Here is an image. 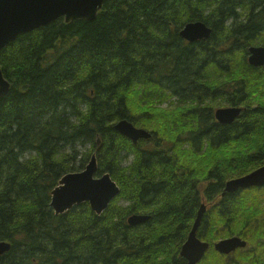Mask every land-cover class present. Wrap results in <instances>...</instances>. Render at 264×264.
Instances as JSON below:
<instances>
[{
    "label": "trees",
    "instance_id": "1",
    "mask_svg": "<svg viewBox=\"0 0 264 264\" xmlns=\"http://www.w3.org/2000/svg\"><path fill=\"white\" fill-rule=\"evenodd\" d=\"M191 22L209 38L184 41ZM260 45L264 0H104L91 22L60 18L4 47L0 242L11 247L0 264H186L179 253L203 201L215 204L202 240L252 238L259 197H219L225 181L264 165V146L235 161L228 144L264 139V67L247 62ZM240 105L232 124L214 122L215 109ZM121 120L151 137L133 144L114 130ZM92 154L95 176L109 173L119 195L100 216L86 203L56 216L52 190ZM132 215L148 220L130 227ZM199 264H218V254Z\"/></svg>",
    "mask_w": 264,
    "mask_h": 264
},
{
    "label": "water",
    "instance_id": "2",
    "mask_svg": "<svg viewBox=\"0 0 264 264\" xmlns=\"http://www.w3.org/2000/svg\"><path fill=\"white\" fill-rule=\"evenodd\" d=\"M104 0H0V51L15 41L19 36L46 27L62 18L65 23L77 20L91 22L95 20ZM211 29L202 22H191L184 25L179 36L188 43L208 39ZM248 63L258 68L264 66V47H250L248 49ZM9 91V83L3 78L0 69V96ZM239 108H225L215 111L218 123L232 124L239 116ZM114 130L129 139L133 144L139 140H147L151 135L135 128L129 121L121 120L114 126ZM99 142V141H97ZM97 162L92 154L85 168L76 173L64 175L58 185L51 192L50 207L56 216L70 211L73 207L88 204L90 210L100 216L119 195L120 190L109 173L96 177ZM264 186V166L246 176L228 181L225 192L233 193L238 189ZM206 213V206L202 204L197 211L195 220L185 243L180 250V257L186 264H198L208 251L209 244L203 242L197 232ZM148 220L144 215H132L127 224L138 226ZM10 244L0 242V257L10 250ZM245 247V242L237 237L219 241L214 249L222 254H228L237 248Z\"/></svg>",
    "mask_w": 264,
    "mask_h": 264
},
{
    "label": "flooded vegetation",
    "instance_id": "3",
    "mask_svg": "<svg viewBox=\"0 0 264 264\" xmlns=\"http://www.w3.org/2000/svg\"><path fill=\"white\" fill-rule=\"evenodd\" d=\"M250 47H252V46H250ZM250 47H248V49ZM254 47H258V46H254ZM262 47H264V46H262ZM248 55H249V52H248ZM248 55H247V62H248ZM263 67H258V68H263ZM222 84H223V82L220 83L221 91H224V86ZM232 107L239 108L241 110V112L244 109V107L241 105L240 106H226V107H221V108H232ZM216 110L217 109L214 110V113ZM241 112H240V114H241ZM214 113H213V116H214ZM240 114H239V116H240ZM214 122L218 123L215 120V117H214ZM218 124H221V123H218ZM224 141H225L224 139H220V153H221L220 157H223V160H221L222 161L221 162V169H222L221 175L223 178H224V174L226 172L225 171L226 143ZM256 143L258 145L256 147H254V149H252L251 147H253V145H255ZM228 144H230V145L233 144L237 148L241 147V148H243V150H246L247 147H248V149H252L251 152H248L245 154H242L241 152L239 154L234 152V155L232 156V159H234L235 161L248 160V158L251 155L257 154V152L260 151V149H262V147L264 146V139H250V138L242 139L241 138V139L228 141ZM245 146H247V147L244 148ZM257 147H259V148L257 149ZM230 180H232V179H229L227 181H230ZM227 181H225V183L221 189L219 200H222L226 195H236V194L241 193V192H245V193L250 192V195L254 194V195L258 196L259 199L261 200V203H259V205H257V197H251V201L253 203L252 207L257 206V209H258L257 214H258V216H261V218L257 222V226L255 228V233L253 234L252 238L246 239V238H243L242 236H232V237H237L241 241L245 242V247L237 248L236 250H234L233 252L228 253V254H222V253L217 252L214 249V245L218 241H223V240L232 238V237H225V238L219 239L217 242L213 243L211 246L209 245L208 251L206 253L216 252V254H218V264H264V202H263L264 201V186L263 187H251V188H247V189H238L237 191H235L233 193H228V192H225V185H226ZM254 203H256V204H254ZM201 204L206 205V212H207L208 209H210V207H212L215 204V202L206 203L205 201H203V203H201ZM220 204L218 206L219 208H221V205H222V204L221 205ZM223 209H225L224 205H223ZM241 213L242 212L238 210V214L242 215ZM235 221L238 223L237 219ZM240 224H242L241 221L238 223V225H240ZM197 236H198V232H197ZM202 241L206 242L204 240H202ZM206 243H208V242H206ZM210 256H212V254ZM204 257H205V255H204Z\"/></svg>",
    "mask_w": 264,
    "mask_h": 264
},
{
    "label": "rangeland",
    "instance_id": "4",
    "mask_svg": "<svg viewBox=\"0 0 264 264\" xmlns=\"http://www.w3.org/2000/svg\"><path fill=\"white\" fill-rule=\"evenodd\" d=\"M260 46H262V45H260ZM262 93V92H261ZM258 144L256 143L255 145H253V147H251L252 149H254V147H256ZM247 146H245L244 148H246ZM240 148V149H239ZM234 149V148H233ZM232 149V150H233ZM252 149H248V147L246 148V150H243V148H241V147H236L235 149H234V152H236V153H242V154H245V153H248V152H251V150ZM226 152H228V151H226ZM228 155L226 154V157H227ZM125 161H124V165H127V163H130L131 162V157H129V158H126V159H124Z\"/></svg>",
    "mask_w": 264,
    "mask_h": 264
}]
</instances>
